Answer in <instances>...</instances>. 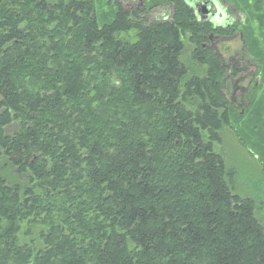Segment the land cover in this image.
Masks as SVG:
<instances>
[{
	"label": "trees",
	"instance_id": "obj_1",
	"mask_svg": "<svg viewBox=\"0 0 264 264\" xmlns=\"http://www.w3.org/2000/svg\"><path fill=\"white\" fill-rule=\"evenodd\" d=\"M234 2L246 67L186 0H0V264H264L217 150L230 129L264 168V0Z\"/></svg>",
	"mask_w": 264,
	"mask_h": 264
},
{
	"label": "rangeland",
	"instance_id": "obj_2",
	"mask_svg": "<svg viewBox=\"0 0 264 264\" xmlns=\"http://www.w3.org/2000/svg\"><path fill=\"white\" fill-rule=\"evenodd\" d=\"M123 7L132 10L143 8L142 0H117ZM104 7L108 8V0H104ZM172 8L169 5L157 6L153 9L147 10L142 16L147 17V24H151L155 21L168 20L171 17ZM219 24V23H217ZM222 25V24H220ZM219 46V53L224 60V63H229V59L233 56L236 50L241 49V40L239 35L229 39H220L217 41ZM259 67V66H258ZM257 67L253 64L247 66V69L240 74V85L246 87L251 79L252 74H255ZM227 92L230 89L226 88ZM230 95V92H229ZM241 91H238L235 95H230L233 100L241 97ZM13 128L12 130H14ZM223 142L217 146V150L221 152L230 168H234L238 171L237 176V190L242 195H248L255 198L260 202V217L264 223V168L259 161V156L253 154L250 150L253 146H246L244 148L232 131L226 129L223 131ZM255 153V152H254Z\"/></svg>",
	"mask_w": 264,
	"mask_h": 264
},
{
	"label": "flooded vegetation",
	"instance_id": "obj_3",
	"mask_svg": "<svg viewBox=\"0 0 264 264\" xmlns=\"http://www.w3.org/2000/svg\"><path fill=\"white\" fill-rule=\"evenodd\" d=\"M188 5L192 7L195 10L196 18H198L199 22L206 23L208 26H211L213 30H220L218 33L211 32L209 35H207L208 44L207 47L211 48L217 56L220 58L222 64L225 67H246L243 63L245 61L244 58H242V55L246 54V50L242 48L236 50L233 53V56L231 59H229V63L225 64L223 58L221 57L219 53V46L217 44V41L220 39H229L233 38L236 35H239V38L241 37L240 32L237 30L234 33H231L233 29H236L237 24H243L244 23V13L242 10L237 8L234 0H186ZM262 6H264V2H260ZM256 5L259 6V1L256 2ZM163 6V5H159ZM172 8V7H171ZM153 9V8H152ZM172 15V14H171ZM242 17V18H241ZM219 23V24H217ZM222 24V25H220ZM227 30L228 33H224L223 31ZM206 44H204L205 46ZM250 64H248L249 66ZM254 67H258V64H253ZM230 78L232 81H235L236 79H240V74L233 77L232 71L229 70ZM255 77V74L253 73V76H251V79L248 83V86L253 82V79ZM241 82V81H240ZM227 90V89H226ZM247 89H244L243 87H239L233 95H235L238 91H241L242 95L239 98V100L245 98V91ZM233 99V97H231ZM238 99H235L233 101L237 102ZM243 101V100H241Z\"/></svg>",
	"mask_w": 264,
	"mask_h": 264
}]
</instances>
